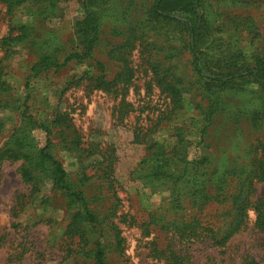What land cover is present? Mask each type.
Wrapping results in <instances>:
<instances>
[{"label":"rangeland","instance_id":"rangeland-1","mask_svg":"<svg viewBox=\"0 0 264 264\" xmlns=\"http://www.w3.org/2000/svg\"><path fill=\"white\" fill-rule=\"evenodd\" d=\"M94 1L98 33L90 54L59 68L36 64L79 48L82 4L31 0L8 12L0 1V74L8 84L0 92V264H94L98 242L105 264H264V231L255 227L264 182L253 176L254 165L264 166L259 87L246 81L220 89L199 78L172 29L144 30L155 0ZM184 1L198 12L203 52L215 67L264 55V0ZM22 27L27 39L2 44L24 34ZM34 66L40 72L30 79ZM10 146L27 159L4 155ZM40 152L62 166L68 192ZM155 155L174 159L170 169L178 174L185 160L203 159L200 191L187 182L192 169L178 183L179 210L170 207V192L135 174ZM71 195L86 203L96 225ZM239 195L245 218L215 245L211 238L225 231Z\"/></svg>","mask_w":264,"mask_h":264},{"label":"trees","instance_id":"trees-1","mask_svg":"<svg viewBox=\"0 0 264 264\" xmlns=\"http://www.w3.org/2000/svg\"><path fill=\"white\" fill-rule=\"evenodd\" d=\"M0 1L6 6L7 11L11 12L15 7L31 0ZM78 1L80 2V4H82V7L84 9V19L81 22V26L79 29L81 31L77 33L78 35L79 33L81 34L79 42L80 49L78 48L74 53L68 56L69 58H63V60L54 56H46V58L42 57V59L40 60L41 63L36 64V66L39 65L42 68H59L61 65L67 63L69 59H72L73 56L78 55L76 59L82 60L90 54L92 46L96 41V34L98 33V18L97 15L93 12L95 1ZM174 15L180 16L181 18L175 19ZM166 27L172 29V31L175 33V37L179 36L186 42V50L192 58L193 71H196V73H198L199 78H204V80H206L210 84L217 85L220 89L231 84L234 85L235 83L249 81L259 87L264 98V55H258L254 60H252L251 58H246L247 60L242 59L240 64H234L230 60L219 61L220 63L225 64V70L215 67L217 65L213 61H210L211 59H208L209 55L203 52V50L205 49L203 36L206 35V30L199 23L198 12L196 10L189 9L186 1L184 0H155L145 19L144 30H153L162 35H165L167 33ZM20 30L24 32V34L16 36L8 35L2 40V44L8 46L22 43L25 39L28 38L29 34L27 33L28 29L26 27H22ZM85 33L89 36H87L86 40L83 41V35H86ZM140 36L142 37L144 36V34H140ZM36 66L32 68L30 79H32L33 76L39 75L40 71L36 72ZM150 69L152 71V74L155 75L159 70V66L154 64ZM203 72L212 75V77L202 76ZM126 73H130L132 75V70L128 68ZM2 77L3 76L0 74V92L3 93L7 91L8 84L3 82ZM104 77L105 76L101 77V80ZM163 77L164 76L160 78L159 76L156 82H160V79H162ZM29 80L27 83H25V88L29 86ZM101 83L104 84L105 82ZM3 86L6 87V90L3 88ZM168 94L171 95L175 101L178 102L180 100V93L174 87H171L169 89ZM19 151L10 146L6 149L4 155L14 154L17 155V159H27L28 156H25L26 151ZM39 155H43L42 159L48 163L47 170L51 172L54 183L58 186H62V188L67 190V187L64 184H61L62 181L64 182L66 178V174L63 171L62 166L46 153L43 154V152H40ZM202 161L203 159L201 158L192 161L185 160L184 162L182 160L183 163L181 166V173L178 174L170 169L173 164H176V161L174 159L166 158L165 156L161 155H155L144 159L139 164L138 171L135 174L137 175V177H139L138 179L147 181L149 184L154 185V187H161L162 189L165 188V191L170 192L169 205L170 207L174 206L175 210H179L181 209L182 199L177 193L178 183L182 182V180L185 178L184 173L192 169L193 176H188L187 182L191 184V189L197 190L196 192L200 191L199 189L202 186V182L204 181V179L202 178V174L199 173V167L202 165ZM36 164L37 166L43 167V164H40L38 162H36ZM253 168L254 178H257L259 182H264V166L254 165ZM29 176L30 171L27 169L23 172L22 177L26 179ZM219 183H221L220 177L217 178V181L213 184L219 186ZM71 196H73L76 200L78 199L82 202L81 209L83 218L86 219V222L96 225V221L94 220L93 215L89 212L86 203L76 195ZM255 211V227L261 231H264V203L259 201V207H257ZM229 214L227 220L229 223L225 227V231H219L217 235L214 234V238H211L215 245H219L222 239L230 238V236L233 234V231L237 229L244 220L246 214L245 201L241 199L240 195L239 197L235 198ZM172 226L174 227V225ZM174 228L177 229L176 227ZM116 239L118 240V244H121V242L123 241L121 238ZM90 257L92 258L94 264H105L104 248L99 242L95 244V249L90 252ZM250 264L255 263L251 262Z\"/></svg>","mask_w":264,"mask_h":264}]
</instances>
